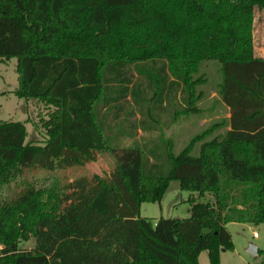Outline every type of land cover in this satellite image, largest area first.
I'll return each instance as SVG.
<instances>
[{
	"label": "trees",
	"instance_id": "16d2710c",
	"mask_svg": "<svg viewBox=\"0 0 264 264\" xmlns=\"http://www.w3.org/2000/svg\"><path fill=\"white\" fill-rule=\"evenodd\" d=\"M262 8L0 0V59L16 57L14 93L48 110L41 144L25 142L24 122L0 119V264H199L204 250L220 264L233 250L227 223H264V57L253 39ZM203 60L220 64L215 93L229 115L175 153L170 127L199 110ZM99 154L113 160L110 171L66 184L27 178L30 168L83 166ZM174 179L214 202L189 198L183 218L141 216ZM14 182L22 188L10 196ZM30 239L32 249L19 247Z\"/></svg>",
	"mask_w": 264,
	"mask_h": 264
},
{
	"label": "rangeland",
	"instance_id": "374dc122",
	"mask_svg": "<svg viewBox=\"0 0 264 264\" xmlns=\"http://www.w3.org/2000/svg\"><path fill=\"white\" fill-rule=\"evenodd\" d=\"M253 39L255 44V55L264 57V8L257 9L254 15ZM198 74H202L206 80L197 86L202 89L204 96L198 102L199 110L197 112L180 116L170 127L171 137L173 139V151L177 153L196 133L204 130L209 124L224 120L228 115V108L221 102L219 96L215 93L218 82L221 79L220 64L216 60H203L200 63ZM17 88L16 57L9 59H0V119L22 121L25 123L27 134L25 142L42 143L45 137V128L42 121L47 117V107L37 98H23L15 95ZM225 130L224 125L214 128L211 136L222 134ZM193 152H197V146H194ZM113 166V160L107 154H99L95 161L89 162L83 166H71L65 169L53 171L30 168L27 172L28 179H57L60 184H66L75 177L82 174H91L93 172H107ZM30 179V180H31ZM40 181V180H39ZM11 184L7 190L9 195L17 194L22 188L18 182ZM5 195V194H4ZM189 198H195L200 201L214 202L215 198L209 193L201 196L197 192L182 190L179 187L178 180H171L169 186L160 201L143 202L140 206V215L148 217L154 221L159 216L183 218L188 216L190 203ZM227 230L234 238L237 252L241 258L234 264H264V223L259 225H249L243 223L228 224ZM253 232L257 233L254 238ZM251 241L259 247V255L253 257L250 253L243 251L242 248L246 242ZM34 240L20 242L21 249H32ZM248 246V245H247ZM246 246V247H247ZM231 252H228L230 255Z\"/></svg>",
	"mask_w": 264,
	"mask_h": 264
},
{
	"label": "crops",
	"instance_id": "0c3cea01",
	"mask_svg": "<svg viewBox=\"0 0 264 264\" xmlns=\"http://www.w3.org/2000/svg\"><path fill=\"white\" fill-rule=\"evenodd\" d=\"M229 115V113H228ZM227 115V116H228ZM231 223H234V221H231ZM231 223H227L226 224V228L228 226V224H231ZM244 224V223H243ZM254 233V232H253ZM231 238H232V242H233V250L232 251H222L221 252V255H220V264H234L236 261H238V259L241 258L240 254L237 252V247H236V244H235V241H234V238L232 237L231 235ZM255 238V237H254ZM253 244L251 241H248V243L246 242V244L242 247L244 248L243 251H246L247 252V248ZM248 245V246H247ZM254 245V244H253ZM247 246V247H246ZM256 246V245H255ZM257 247V246H256ZM228 252H231L230 255L228 254ZM259 247H257V253L255 256L253 257H256L259 255ZM198 263L199 264H209V259H208V253L206 250L204 251H201L198 255Z\"/></svg>",
	"mask_w": 264,
	"mask_h": 264
},
{
	"label": "water",
	"instance_id": "95a60500",
	"mask_svg": "<svg viewBox=\"0 0 264 264\" xmlns=\"http://www.w3.org/2000/svg\"><path fill=\"white\" fill-rule=\"evenodd\" d=\"M247 252L250 253L252 256H255L257 253V247L253 244H251L248 248H247Z\"/></svg>",
	"mask_w": 264,
	"mask_h": 264
},
{
	"label": "built area",
	"instance_id": "2783aa9c",
	"mask_svg": "<svg viewBox=\"0 0 264 264\" xmlns=\"http://www.w3.org/2000/svg\"><path fill=\"white\" fill-rule=\"evenodd\" d=\"M252 236H253V237H256V236H257V233L254 232V233L252 234ZM0 247H1V246H0Z\"/></svg>",
	"mask_w": 264,
	"mask_h": 264
}]
</instances>
